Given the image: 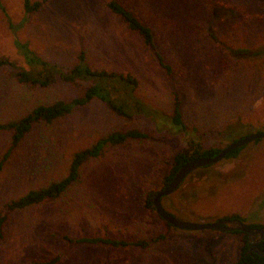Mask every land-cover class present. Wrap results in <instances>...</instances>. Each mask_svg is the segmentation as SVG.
Returning a JSON list of instances; mask_svg holds the SVG:
<instances>
[{
	"label": "rangeland",
	"instance_id": "rangeland-1",
	"mask_svg": "<svg viewBox=\"0 0 264 264\" xmlns=\"http://www.w3.org/2000/svg\"><path fill=\"white\" fill-rule=\"evenodd\" d=\"M214 1L121 0L155 30L174 70L171 79L105 0H46L28 16L23 0H1L0 57L25 66L14 47L18 38L29 41L43 58L67 67L83 47L92 67L132 72L139 81L136 94L154 106L170 111L173 88L178 89L189 132L165 141L111 146L86 161L79 181L60 198L9 216L0 240V264H37L60 252L64 257L57 264L234 263L241 233L180 229L143 207L144 193L160 188L172 156L190 138L204 147L222 148L232 137L264 131V55L231 53L264 48V3L223 0L230 15L216 18L210 8ZM7 17L13 24L27 20L15 31ZM14 73L13 68H0V121L82 93V85L62 81L28 87L17 82ZM141 126L97 99L52 124L34 125L0 171V207L29 188L62 177L70 155L101 135ZM9 134L0 131V156ZM162 204L185 220L212 222L238 215L248 224L264 226V138L245 145L236 157L194 170ZM64 234L148 238L149 244L144 249L72 245L64 242Z\"/></svg>",
	"mask_w": 264,
	"mask_h": 264
},
{
	"label": "trees",
	"instance_id": "trees-1",
	"mask_svg": "<svg viewBox=\"0 0 264 264\" xmlns=\"http://www.w3.org/2000/svg\"><path fill=\"white\" fill-rule=\"evenodd\" d=\"M45 1L23 0L24 13L27 16L36 13L41 9ZM256 1L264 3V0ZM105 5L120 18L130 32L137 34L141 38L144 49L155 58L166 75L173 79V67L166 61L164 54L161 52L155 30L143 21L134 10L123 4L121 0H105ZM0 8L4 10L1 0ZM210 8L216 18H228L231 12V8L225 6L223 0H215ZM7 20L10 28L16 31L27 18L25 17L17 24H13L8 17ZM211 37L215 39V36L212 35ZM13 43L18 54L24 60L25 66L19 67L10 58L0 57V68H13L17 82L28 87H48L58 81H62L65 83H77L76 85H82L83 89L81 95L68 101L58 99L50 103H40L18 117L0 121V131L10 133L8 146L0 156V171L5 162L11 157L14 149L20 145L34 125L40 123L52 124L57 119L69 115L76 107L84 106L93 99L103 102L110 111L122 118L139 120L142 126L139 128L131 127L126 130H112L101 135L87 147L79 149L70 155L66 173L62 177L50 179L46 183L29 188L20 195L6 201L0 207V240L4 237V226L13 212L60 198L71 185L79 181L83 164L88 160L102 156L109 147L121 146L133 140L151 139L165 141L174 136H184L189 132V126L183 113V95L178 89L173 88L172 107L170 111H166L138 97L136 89L139 81L132 72L92 67L87 50L83 47L76 53L75 62L65 67L43 58L30 47L27 40L14 38ZM231 53L239 57L261 56L264 55V48L250 49L244 47L232 50ZM243 136L232 137L231 140L233 141ZM243 147L231 150L225 158L236 157ZM219 149L217 147H204L199 140L197 141L193 138L187 140L186 146L172 156L169 170L163 175L160 188L156 190L148 189L144 193L143 207L155 211L153 203L155 193L171 181L175 172L185 162L196 157L213 156L218 153ZM213 165L202 167L210 168ZM170 213L173 214L172 212ZM224 218H239L243 220L238 215L225 216L221 219ZM249 225L262 227L260 224ZM232 232L241 233L243 243L240 247L239 257L232 264H264V256H260L257 253L252 255L247 251L250 247L247 241V233L242 231ZM62 238L64 242L72 245L97 244L116 249H127L130 247L144 249L149 244L148 238L127 239L111 236H70L68 234H64ZM152 239L156 241L159 236ZM258 247L264 250V240L258 244ZM63 257L64 253L60 252L36 263L57 264L61 262Z\"/></svg>",
	"mask_w": 264,
	"mask_h": 264
},
{
	"label": "water",
	"instance_id": "water-1",
	"mask_svg": "<svg viewBox=\"0 0 264 264\" xmlns=\"http://www.w3.org/2000/svg\"><path fill=\"white\" fill-rule=\"evenodd\" d=\"M264 138V131L250 132L241 138L233 140L220 148L218 153L213 156H201L185 162L174 174L171 181L163 188L157 190L154 196L155 212L167 223L174 227L185 230H204L215 229L223 231H242L249 236V242L252 244L250 251H254L260 256H264V250L258 247V242L264 240V227H252L239 218H224L212 222H197L179 218L165 209L162 204L164 196L172 194L184 181V179L194 170L211 164H216L223 160L225 156L233 149L243 147L257 139Z\"/></svg>",
	"mask_w": 264,
	"mask_h": 264
},
{
	"label": "flooded vegetation",
	"instance_id": "flooded-vegetation-1",
	"mask_svg": "<svg viewBox=\"0 0 264 264\" xmlns=\"http://www.w3.org/2000/svg\"><path fill=\"white\" fill-rule=\"evenodd\" d=\"M228 232H230V231H228ZM247 236H248V234H247ZM247 241H248V243L250 244V247L252 246V244L249 242V236L247 237ZM262 240H260L259 242H258V244L261 242ZM243 244V243H242ZM257 244V245H258ZM250 247L248 248V252L249 253H251L252 255H254V253H256V252H254L253 250L252 251H250ZM240 253V252H239ZM259 255V254H258ZM239 257V256H238Z\"/></svg>",
	"mask_w": 264,
	"mask_h": 264
}]
</instances>
